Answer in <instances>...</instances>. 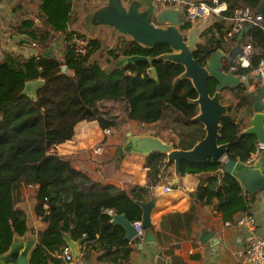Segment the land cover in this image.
<instances>
[{
	"label": "trees",
	"instance_id": "1",
	"mask_svg": "<svg viewBox=\"0 0 264 264\" xmlns=\"http://www.w3.org/2000/svg\"><path fill=\"white\" fill-rule=\"evenodd\" d=\"M75 0H42L41 9L50 28L33 29L31 19L24 21V33L34 42L48 43L55 38L53 30L64 35L65 57L40 54L25 60L9 54L0 60V183L35 187L37 215L47 223L40 232L41 243L33 251L32 264H60L52 253L67 245L65 236L79 241L85 258L99 245L118 264L130 259L132 247L122 225L113 222L114 213H125L132 221L142 215L136 200H146L150 187L123 190L113 184L95 181L88 173L73 166L70 160L56 152V146L72 139L74 125L81 119L96 117L104 129H120L130 120L145 123L160 121L176 124L180 141L176 147L189 149L205 135L204 126L192 118L199 106L191 102L198 93L190 79L180 78L184 67L158 57L170 51L166 44L145 48L130 42L124 55H146L150 60L137 61L110 71L90 55H78L69 43L74 33L68 30ZM208 1L212 0H199ZM226 2V16L236 7L246 6L259 11L264 0H219ZM193 26L187 22L185 28ZM228 34L223 21L215 17L206 27L196 56L203 57L216 49ZM253 43L262 49L254 56L251 72L264 60V28L252 29ZM122 40L125 39L122 37ZM93 50L101 48L99 39H92ZM66 64L71 74L61 70ZM156 68L158 79L150 68ZM244 73V72H242ZM43 83L35 97L24 92L26 83L36 79ZM211 91L214 84L210 85ZM236 95L246 101L243 88ZM234 114L223 118L220 142L230 143L229 157L254 162L258 153L256 135L245 133ZM150 185H156L166 155L155 152L147 157ZM222 166L221 162L185 161L181 174H208ZM191 196L204 204L218 200V210L225 219L233 220L239 211L249 212L254 196L245 192L240 181L225 172L222 183L218 176H208ZM25 213L13 207L6 216L0 214V254L6 252L15 238L24 232ZM99 235V236H98Z\"/></svg>",
	"mask_w": 264,
	"mask_h": 264
},
{
	"label": "crops",
	"instance_id": "2",
	"mask_svg": "<svg viewBox=\"0 0 264 264\" xmlns=\"http://www.w3.org/2000/svg\"><path fill=\"white\" fill-rule=\"evenodd\" d=\"M105 1L75 0L72 2L71 13L73 18L68 30L87 34L91 39H99L101 48L97 50L91 60L97 61L104 69L110 71L116 67L124 66L120 65V60L124 54L116 55L122 53L121 49H125L133 41L124 36L122 37L125 39L122 40L121 36L111 33L108 29H100L96 37H92L81 26L83 16ZM41 6L42 0H0V60H5L9 54L22 60H33L40 54L47 52L57 56L60 60L64 59L66 43L62 33L53 30L55 38L46 44L34 42L24 33L26 28L23 23L27 19L33 20L35 24L33 29L35 30L52 29L45 21ZM227 8L226 2L221 3L222 13ZM232 16L210 15L202 20L192 22L196 24L200 21H206V27H208L210 22L217 17L223 21L229 31L234 27ZM240 30L236 31V34ZM248 35H251V32ZM233 38L226 37L225 40L232 41ZM260 53L255 54V56ZM250 67L241 64L239 72H244L247 76L245 72ZM253 72H250L247 77L252 89L255 87L253 85L255 81ZM66 73L71 74L72 72ZM262 83H264V78ZM237 90L224 91L223 101L231 105L230 113L236 116L244 128L243 130H245L249 127V121L254 115L252 100L245 94L246 101L242 103V100L236 95ZM157 123L130 120L122 128L107 132L100 126L96 117H87L75 123L73 138L58 144L55 150L60 156L70 160L73 166L85 171L97 182L113 184L128 191L148 186L150 187V194L146 200L150 199L152 195L158 197L157 204L151 214L152 229L156 241H144L140 246L135 240H130L132 247L130 259L127 262L124 260L122 264H241L245 248L252 237L256 235L264 238V189L251 194L254 198L249 212L239 211L234 215L233 220H227L218 210L217 199L213 203L204 204L191 196V193L196 192L204 181L206 184V178L209 176L207 173L186 174L176 178L174 164L166 162L159 172L162 177L159 178L158 183L153 186L150 185L148 156L131 153L125 157H118L117 148L123 141L122 133L127 128H132L130 131L136 132L154 131L156 135L162 138L156 130L149 129V126ZM166 124L171 129L175 127L176 137L174 139L178 140L173 142L177 145L181 139L177 125L168 124V122ZM110 133L115 134V136ZM98 145H102L101 151L96 150ZM259 156V153L254 154L252 157L254 162L259 159ZM167 185L171 186L170 190H165ZM36 205L35 187L17 184H10L6 187L4 183H0V214L8 215L13 207L23 210L26 216L24 232L18 235L16 239L33 240L34 248L41 243L40 232L47 227V223L37 215ZM248 214L255 217L256 227L253 230L239 223L240 218ZM138 221H142V215ZM146 235L147 230H145L143 237ZM68 237L70 236H65L66 240ZM78 243L81 250V244L79 241ZM66 246L72 252L68 241ZM60 252L52 254L60 259V264H66L62 260ZM49 264L55 263L50 261ZM69 264L118 263L113 262L98 245L90 252L89 257L85 258L81 251L80 257L78 259L73 257V263Z\"/></svg>",
	"mask_w": 264,
	"mask_h": 264
},
{
	"label": "water",
	"instance_id": "3",
	"mask_svg": "<svg viewBox=\"0 0 264 264\" xmlns=\"http://www.w3.org/2000/svg\"><path fill=\"white\" fill-rule=\"evenodd\" d=\"M259 13L264 18V3ZM187 22L192 21L186 18L182 7L158 10L156 0H106L83 16L81 26L92 37H96L100 29H108L111 33L127 37L145 48H153L158 44L168 45L170 51L158 58L182 65L184 70L180 78L190 79L198 93V96L191 100L199 106V112L192 120L203 124L205 135L192 148L176 147L173 141L162 139L154 131H128L117 148V155L125 157L131 153L145 156L155 152L163 153L166 155V162L174 164L176 178L182 175L181 165L185 161L221 162L222 166L209 173V176H218L222 183L224 173L228 172L240 181L244 191L255 194L264 189V69L259 66L256 68L258 71L253 72V89L247 79L250 72L246 73L247 76L239 72L244 56L243 42L254 26L252 23H245L232 41L225 40L211 53L199 57L196 56V51L202 41L207 22L200 21L190 28H185ZM142 60L148 61L150 57L140 54L124 55L120 65ZM250 62L252 63L253 59ZM61 70L64 73L70 71L66 64L62 65ZM150 72L158 79L154 66L150 68ZM43 81L40 78L27 82L24 92L35 97L36 89ZM212 84L213 91L210 87ZM239 88H243L252 100L254 115L244 132L254 134L258 139L260 156L253 163L229 157L230 143L220 142L223 118L231 111V105L223 101L224 91ZM157 200L158 197L154 195L148 200H136L142 209L141 222L143 229L147 230L146 237L138 236L134 223L125 213L113 214V222L124 227L127 239L135 240L140 246L144 241H156L151 214ZM16 238L10 248L0 254V264H32L34 241ZM67 241L74 259H78L81 255L78 241L70 237Z\"/></svg>",
	"mask_w": 264,
	"mask_h": 264
},
{
	"label": "built area",
	"instance_id": "4",
	"mask_svg": "<svg viewBox=\"0 0 264 264\" xmlns=\"http://www.w3.org/2000/svg\"><path fill=\"white\" fill-rule=\"evenodd\" d=\"M156 3L158 10L172 7H182L185 11L186 18L193 22L202 20L203 18L210 15L223 16V14L226 12L224 11V13H222L223 10L220 9L221 2H219V0H212V3L199 0H156ZM231 18L233 20L234 27L232 30L228 31L227 38H233L236 34V31L240 30L247 22L252 23L254 27L261 26L264 28V18L259 12L257 13L250 7H236ZM69 43L75 47L78 55L88 54L90 55V59H93V55L97 52V50H93L91 37L84 33H74ZM243 51L244 56L242 58L241 64L246 65V67H250L252 65L250 60L253 59L255 54L260 53L261 48H258L253 44L251 35H247L243 44ZM262 68L264 69V60L261 63L260 69ZM253 71H258V69H253L251 72ZM106 131L109 132L110 129H107ZM102 148V145H98L96 150L101 151ZM161 177L162 174L159 175V178ZM170 189L171 186L169 185H167L165 188V190ZM239 223L252 230L256 227L255 217L252 214H248L240 218ZM134 225L138 235L143 236L145 230L142 227V222L137 220L134 222ZM60 253L64 263H73V254L68 246H64ZM241 264H264V238L256 235L252 237L245 248L244 257Z\"/></svg>",
	"mask_w": 264,
	"mask_h": 264
},
{
	"label": "rangeland",
	"instance_id": "5",
	"mask_svg": "<svg viewBox=\"0 0 264 264\" xmlns=\"http://www.w3.org/2000/svg\"><path fill=\"white\" fill-rule=\"evenodd\" d=\"M152 128L154 130H156V132L162 136V138L166 139V140H169V141H177L178 139H174L176 137V133L174 131V128L173 127L172 129L170 127L167 126V124L165 122H158L157 124L155 125H151L149 126V129ZM132 128H127L126 131H124L122 133V138H124L126 136V133L128 131H130ZM112 131V130H110ZM126 132V133H125ZM111 134V133H110ZM107 135V134H106ZM109 135V134H108ZM113 135V133L111 134ZM115 136V134L113 135Z\"/></svg>",
	"mask_w": 264,
	"mask_h": 264
},
{
	"label": "flooded vegetation",
	"instance_id": "6",
	"mask_svg": "<svg viewBox=\"0 0 264 264\" xmlns=\"http://www.w3.org/2000/svg\"><path fill=\"white\" fill-rule=\"evenodd\" d=\"M231 112V111H230Z\"/></svg>",
	"mask_w": 264,
	"mask_h": 264
}]
</instances>
